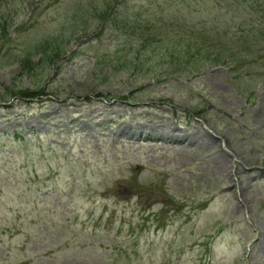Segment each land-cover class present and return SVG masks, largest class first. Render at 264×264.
Returning <instances> with one entry per match:
<instances>
[{
  "label": "rangeland",
  "instance_id": "374dc122",
  "mask_svg": "<svg viewBox=\"0 0 264 264\" xmlns=\"http://www.w3.org/2000/svg\"><path fill=\"white\" fill-rule=\"evenodd\" d=\"M222 3L0 0V99L49 94L0 105V264H264V36Z\"/></svg>",
  "mask_w": 264,
  "mask_h": 264
},
{
  "label": "trees",
  "instance_id": "16d2710c",
  "mask_svg": "<svg viewBox=\"0 0 264 264\" xmlns=\"http://www.w3.org/2000/svg\"><path fill=\"white\" fill-rule=\"evenodd\" d=\"M232 2H234V4L229 5V12H231L232 15H227L228 24L231 28H234L237 25H239L238 21L240 20V18L242 16V14L238 15L239 13L244 12V11H248L249 9H251L255 5V7L253 9L254 15H245L246 19H249L251 17L250 21L248 22L249 29L247 31L238 32L237 36L244 41H245V38H248V37H253V39L256 38L255 34L258 33V30H261L259 27L262 25V23H260V22L264 19V0H232ZM241 25H246V24L243 23ZM239 28H240V26H239ZM228 32H230V28L225 33H228ZM237 41H239V40L237 39ZM63 53L64 52H62V51L61 52L56 51V52H53L52 55L46 56V58L51 61L55 58L60 57V55H62ZM217 57H213V55H212V58L208 59L206 62H203L197 58L199 60V62L195 63V65H194L196 67L195 71L199 72V71H202V69L205 70V68L209 67L211 64L214 65L219 60V57L218 58ZM228 62H227V64H229ZM230 64H232V63H230ZM28 66H29V61L23 63V65L21 67L22 75L25 72H27L28 70H30L31 67H28ZM40 94H41V92H38V91H35V92L24 91V92H18L17 94H15V92H13L12 95L11 94L9 95V97H12L15 95H20V97H22V98L23 97L24 98H28V97L32 98V97L38 96Z\"/></svg>",
  "mask_w": 264,
  "mask_h": 264
}]
</instances>
